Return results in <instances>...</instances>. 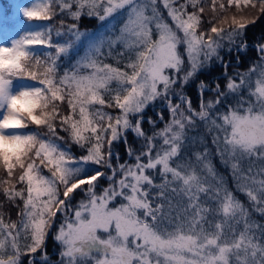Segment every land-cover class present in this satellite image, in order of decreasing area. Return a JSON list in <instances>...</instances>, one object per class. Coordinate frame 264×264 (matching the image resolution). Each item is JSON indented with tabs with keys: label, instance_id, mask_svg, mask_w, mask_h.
<instances>
[{
	"label": "snow or ice",
	"instance_id": "obj_1",
	"mask_svg": "<svg viewBox=\"0 0 264 264\" xmlns=\"http://www.w3.org/2000/svg\"><path fill=\"white\" fill-rule=\"evenodd\" d=\"M249 4L33 0L22 9L29 22L67 19L55 40L51 25H38L0 44V172L7 177L0 192L17 209L10 222L0 212V264H48L53 229L58 264H264V225L251 220L213 163L218 158L235 190L264 215V178L241 167L244 159L264 160V44L260 63L232 76L220 55L225 44L229 52L247 49L245 29L254 21L226 13ZM259 7L264 13V0ZM84 15L98 30L80 29ZM214 60L227 82L200 81L194 107L184 88ZM149 107L159 108L147 118L150 132L143 127ZM197 121L213 133L211 147L183 161ZM119 143L123 162L113 151ZM102 178L107 186L97 192Z\"/></svg>",
	"mask_w": 264,
	"mask_h": 264
},
{
	"label": "trees",
	"instance_id": "obj_2",
	"mask_svg": "<svg viewBox=\"0 0 264 264\" xmlns=\"http://www.w3.org/2000/svg\"><path fill=\"white\" fill-rule=\"evenodd\" d=\"M252 1V0H250ZM4 3L5 8V23L9 27L11 26V23L13 20L10 18V9L9 5L5 0H2ZM226 3V1L224 0ZM210 4V2H209ZM191 10V9H189ZM232 13L234 11H237L236 9L229 10ZM239 13V12H236ZM209 17V15H205V19ZM62 19H67L66 17L56 16L52 20L45 21L47 25H51L53 28V38L55 40V31L60 26V21ZM79 27L83 30H98V23L95 18H89L86 15L82 16L79 21ZM210 27V25L207 24V20H205V28ZM244 39L247 41V49L245 51L237 52L236 48L233 47V50L229 52L225 47L224 50L221 51L220 55L223 57L224 61L227 63V74L228 76L234 75L237 71H248V69L256 64L260 63V53L257 51V48L264 44V13H260L257 18L254 20V23H249L247 28L245 29V35ZM81 50V49H80ZM79 50L80 54L81 51ZM42 52V51H41ZM237 57H239V62L237 61ZM77 59V52H73L72 55L69 58L64 59L63 63L64 66H70L72 62H74ZM110 61V60H109ZM107 61V62H109ZM122 66V65H121ZM225 69L224 67L216 62L213 61L212 65L210 67H206L203 69L198 75L193 78V80L190 81V83L184 88L185 93L191 97L193 106H198V94H197V87L196 85L200 81H204L208 83L210 86H214L215 83H219L221 87L223 88L224 85L227 82V79L224 75ZM255 79L256 76L254 75L252 77V87L254 89L255 87ZM245 95H247V92H245ZM210 98L209 93H205L204 99L207 100ZM233 98L230 97L229 100L231 101ZM111 111V110H109ZM153 113L150 109H148L144 113L145 117V123L143 125L144 129L146 131L150 132L151 126L147 123V118L152 117ZM165 119H167V115L165 114ZM161 127V124L158 125ZM212 134L209 133L208 128L205 126L203 122L197 121L196 126L193 128H190L187 132L188 141L185 145L184 150L181 153V159L183 161H188L192 159V153L198 150H202V146L204 144L209 145L211 147V139ZM63 135V133H62ZM128 143L131 144L134 149L139 150L140 147V141H137L135 137L129 133L128 134ZM114 152H118L120 155V160L123 162L127 159V154L125 152V145L123 143L115 144L113 146ZM72 151L74 155L77 154L78 147L73 145ZM214 151V150H213ZM133 162V161H129ZM213 163L220 175H222L226 182L227 186L234 191L235 195L245 204V206L249 209L251 220L256 222L259 225H264V215L259 214L255 210H253L252 205L247 200L246 196L241 194L240 192L235 190V183L233 181V178L231 176V173L228 169H226L218 160V158L213 157ZM241 167L245 173H248L249 168H251V172L253 175L256 176L257 179L264 178V175H261V170L264 169V160H257L255 157L252 159H244L241 162ZM107 180L105 178H102L100 180L99 186L97 188V192H100L103 187L107 186ZM173 204L177 205V207L174 209L175 211H179L178 206V198L173 200ZM0 212L3 213L4 219L6 222H10V220H16V212L17 209L11 205L10 202H8L5 198L2 196L0 197ZM14 213V216L13 214ZM55 229L52 230L51 234L47 238V242L45 244V247L47 249V253L50 258L57 259V255H54V251L59 250V245L54 241L53 235H54ZM40 253L38 252L36 256L40 257ZM24 264H27V260L25 258Z\"/></svg>",
	"mask_w": 264,
	"mask_h": 264
},
{
	"label": "rangeland",
	"instance_id": "obj_3",
	"mask_svg": "<svg viewBox=\"0 0 264 264\" xmlns=\"http://www.w3.org/2000/svg\"><path fill=\"white\" fill-rule=\"evenodd\" d=\"M5 1L9 5V9H10V15L9 16L13 20V22L11 23V26H9V27L6 25V23L4 21L5 16H6L5 15L4 3L2 2V0H0V44L9 43L10 39H12V38H19V36L24 34L25 30H29L31 28H35L38 25H47L45 21H32V22H29L22 15V9L24 7L31 6V4L33 3V0H5ZM209 2H211V0H209ZM253 3L256 4L255 8H253L251 6ZM233 9H236L235 6H233L230 10H233ZM161 10H162L165 18H167V13H166V11L163 10L162 6H161ZM236 12L237 11H234V13H232L231 11H228V13H226V14L229 16V18L232 15H236L238 19L243 17L245 20L254 21L257 18V16L261 13L260 12V7H259V0L250 1V4H249V6L247 8H242L239 13H236ZM206 14L209 15V17H210V15H211L210 9H209V11ZM209 17H207L205 20H207ZM225 47L228 48V45L225 44ZM224 49H222V50H224ZM39 51H44V49H39ZM80 51H81V54H82L83 49L81 48ZM109 63H113V61L110 60ZM184 92H185V90H184ZM149 109L153 113L152 118L155 119L156 118V114L159 111V108L158 107H155V108L154 107H149ZM165 114L167 115V112H165ZM167 118H168V116H167ZM160 124H161V127H162L163 124L162 123H160ZM150 131H152V129H150ZM113 151H115L114 148H113ZM80 153H81V150L78 148L76 156H79ZM113 162L115 163V158H114ZM90 167L95 168L97 166L91 165ZM0 179H7V177H6L5 174L0 172ZM1 196L3 198H5L3 196V194H2V192H0V197ZM81 196H82V194L77 195L76 196V200L78 201L81 198ZM12 214L14 216V213H12ZM50 234H51V232L49 233V235ZM48 236H47V238H48ZM47 238H46V242H47ZM59 251H60V246H59V250L58 251H54V255L58 256ZM39 258L40 257L37 256L38 260H39ZM48 264H58V259L50 258L49 261H48Z\"/></svg>",
	"mask_w": 264,
	"mask_h": 264
}]
</instances>
